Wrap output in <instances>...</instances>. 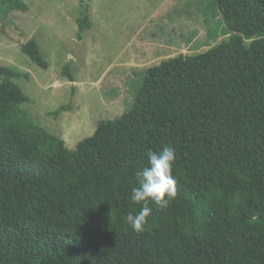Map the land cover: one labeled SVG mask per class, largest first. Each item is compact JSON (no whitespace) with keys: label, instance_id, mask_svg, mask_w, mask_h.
Returning a JSON list of instances; mask_svg holds the SVG:
<instances>
[{"label":"trees","instance_id":"obj_1","mask_svg":"<svg viewBox=\"0 0 264 264\" xmlns=\"http://www.w3.org/2000/svg\"><path fill=\"white\" fill-rule=\"evenodd\" d=\"M208 6L229 38L149 67L131 107L74 149L18 120L29 97L0 65V264H264V0ZM26 9L0 0V24ZM90 17L82 0L79 39ZM21 49L48 69L34 39ZM165 145L177 195L137 234L134 174Z\"/></svg>","mask_w":264,"mask_h":264},{"label":"rangeland","instance_id":"obj_2","mask_svg":"<svg viewBox=\"0 0 264 264\" xmlns=\"http://www.w3.org/2000/svg\"><path fill=\"white\" fill-rule=\"evenodd\" d=\"M23 1L27 9L0 24V65L21 73L14 81L29 97L16 117L62 138L70 149L99 121L131 107L149 67L204 52L231 35L221 15L210 11V0H88L91 27L82 39V0ZM30 39L48 69L22 51Z\"/></svg>","mask_w":264,"mask_h":264},{"label":"clouds","instance_id":"obj_3","mask_svg":"<svg viewBox=\"0 0 264 264\" xmlns=\"http://www.w3.org/2000/svg\"><path fill=\"white\" fill-rule=\"evenodd\" d=\"M175 149L165 145L160 150H149L147 163L134 174L136 186L131 189V201L140 206L136 214L127 215V224L137 234L145 231L148 217L152 214L154 203L157 208L165 209L177 195L173 165Z\"/></svg>","mask_w":264,"mask_h":264}]
</instances>
